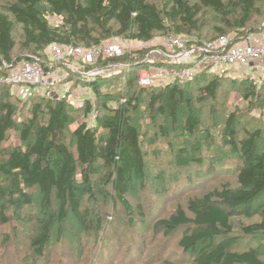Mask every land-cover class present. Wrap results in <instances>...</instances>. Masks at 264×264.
Returning <instances> with one entry per match:
<instances>
[{"label":"trees","instance_id":"trees-1","mask_svg":"<svg viewBox=\"0 0 264 264\" xmlns=\"http://www.w3.org/2000/svg\"><path fill=\"white\" fill-rule=\"evenodd\" d=\"M161 1L9 0L0 8V67L34 59L49 64L46 50L55 43L90 48L113 38L146 43L167 34H186L199 41L234 35V41H239L264 31V0H165L160 8ZM204 12L215 16L214 25L204 21ZM52 18L59 24L52 26ZM16 26L20 27L18 37ZM146 55L137 52L97 62L112 70L88 83L95 101L84 104V120L71 132L73 150L66 143L73 119L65 99L43 97L31 116L18 123L11 86H0V227L9 224L10 209L18 215L29 214L34 191H39L44 216L37 222L38 235L31 242L37 257L45 256L55 224L61 227L68 213L87 218L89 213L82 205L85 196L94 195L96 177L103 188L99 192L111 190L126 213L133 215L127 196L132 183L143 182L146 176V152L134 117L143 95L148 97L152 119L160 115L177 125L182 109L187 108L183 127L194 138L202 120L199 109L187 100L186 90L190 86L197 89L198 102L206 104L216 100L223 87L222 76L202 71L188 81L144 88L139 84V72ZM210 75L213 77L203 83ZM109 79L118 80V85L110 84L106 92L101 91L99 82ZM121 96L126 102L118 101ZM235 119L236 115L229 116L222 138L240 161L236 185L225 183L190 198L186 208L178 207L154 224L167 238L182 233L179 246L192 255L190 264H264V252L258 248L238 251L240 240L234 225V218L249 216L264 199V148L258 145L264 131L247 130L238 140ZM15 131H19L20 144L6 147L9 134ZM160 131L165 133L164 125ZM192 161L186 149H179L180 166ZM222 162L210 160L206 178L213 177ZM198 164L204 163L198 160ZM256 214L258 222L240 227L243 236L264 235V203Z\"/></svg>","mask_w":264,"mask_h":264},{"label":"rangeland","instance_id":"rangeland-1","mask_svg":"<svg viewBox=\"0 0 264 264\" xmlns=\"http://www.w3.org/2000/svg\"><path fill=\"white\" fill-rule=\"evenodd\" d=\"M8 1L0 0V8ZM165 2L167 1L158 2L160 8ZM261 9L264 10V6ZM203 15L206 23L214 25L213 14L204 12ZM50 22L52 26L59 24L56 18L50 19ZM19 34L20 27L16 26V36ZM211 38L213 36L207 39ZM49 60L46 54L45 61ZM67 66L53 65V69L59 70V79L54 87L17 85L11 86L9 91L11 102L17 109L18 123L31 116L34 105L43 97L65 99L70 104L73 119L66 143L73 150L75 140L71 137V132L78 122L84 120L81 112L84 104L95 101L88 83L92 78L95 80L97 76L105 75L112 68L103 69L97 63L79 59L69 61ZM92 72H97V75L93 76ZM243 74L244 69L222 70L220 76L223 77V87L217 99L206 104L198 102L197 89L188 87L187 100L199 109L202 120L194 138H190L183 127L187 108L182 109L177 125L160 115L152 119L148 97L143 95L134 117L146 152V176L143 182L132 183L127 196L133 215L126 213L111 190L106 189L105 194L99 192L103 188L96 177L94 195L85 196L82 205V210L89 213L87 218L78 219L74 214L68 213L61 227L58 223L55 224L45 256L37 257L33 254L31 242L38 235L37 222L43 219L44 212L41 195L36 190L29 214L18 215L10 209L9 224L0 227V264H190L192 255L179 246L182 233L167 238L154 229V224L167 218L178 207L186 208L190 198L200 197L225 183L236 185V169L240 161L225 146L222 138L229 116L236 115L234 128L237 129L238 140L245 136L247 130L264 131V63L253 73ZM212 77L210 75L202 82ZM110 79L99 82L101 91L106 92L110 84L118 85V80ZM121 99L124 96L119 97L118 101H122ZM161 125L165 126V133L160 131ZM18 132L9 134L6 147L20 144ZM258 145L260 149L264 148V138ZM179 149H186L188 157L195 161L188 166H180L177 163ZM213 158L223 162L219 164L220 168L213 177L206 178L204 173L207 171V164ZM198 160L204 164L199 165ZM263 203L264 199L257 202L249 216L234 218L236 235L240 240L238 251L258 248L264 252V235L246 237L240 233L241 226L259 221L256 211Z\"/></svg>","mask_w":264,"mask_h":264},{"label":"built area","instance_id":"built-area-1","mask_svg":"<svg viewBox=\"0 0 264 264\" xmlns=\"http://www.w3.org/2000/svg\"><path fill=\"white\" fill-rule=\"evenodd\" d=\"M234 38V35H224L211 41H199L186 34H167L146 43L113 38L90 48L55 43L46 50L49 64L34 59L0 67V86L50 88L59 79V70L53 69V65L68 67V62L74 59L97 63L137 52L147 53L142 61L143 70L139 72V84L144 88L188 81L202 71L220 75L222 70L244 69L243 76L253 73L264 63V31L239 41H234ZM92 75H97V72H92ZM92 116L95 119V114Z\"/></svg>","mask_w":264,"mask_h":264}]
</instances>
